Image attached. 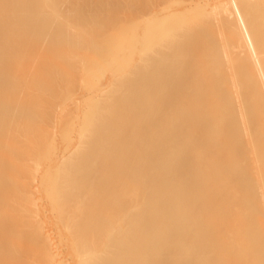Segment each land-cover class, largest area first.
Segmentation results:
<instances>
[{
	"label": "bare ground",
	"instance_id": "bare-ground-1",
	"mask_svg": "<svg viewBox=\"0 0 264 264\" xmlns=\"http://www.w3.org/2000/svg\"><path fill=\"white\" fill-rule=\"evenodd\" d=\"M0 164V264H264V0H0Z\"/></svg>",
	"mask_w": 264,
	"mask_h": 264
},
{
	"label": "rangeland",
	"instance_id": "rangeland-1",
	"mask_svg": "<svg viewBox=\"0 0 264 264\" xmlns=\"http://www.w3.org/2000/svg\"><path fill=\"white\" fill-rule=\"evenodd\" d=\"M12 134H16V133H12ZM20 152V154L16 157V159L20 158L21 159V163L25 164V165H29L32 167L35 166H42L44 163L47 162V157H37L36 154H41V152H25L22 150H18ZM1 165V164H0Z\"/></svg>",
	"mask_w": 264,
	"mask_h": 264
}]
</instances>
